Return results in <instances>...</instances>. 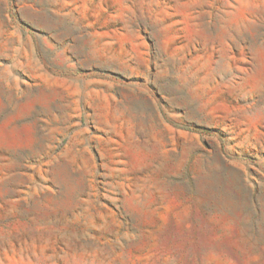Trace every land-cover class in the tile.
Wrapping results in <instances>:
<instances>
[{
  "label": "rangeland",
  "instance_id": "374dc122",
  "mask_svg": "<svg viewBox=\"0 0 264 264\" xmlns=\"http://www.w3.org/2000/svg\"><path fill=\"white\" fill-rule=\"evenodd\" d=\"M0 264H264V0H0Z\"/></svg>",
  "mask_w": 264,
  "mask_h": 264
}]
</instances>
